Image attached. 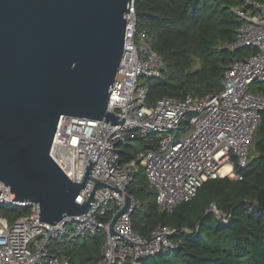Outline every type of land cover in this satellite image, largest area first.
I'll list each match as a JSON object with an SVG mask.
<instances>
[{
    "label": "built area",
    "instance_id": "built-area-1",
    "mask_svg": "<svg viewBox=\"0 0 264 264\" xmlns=\"http://www.w3.org/2000/svg\"><path fill=\"white\" fill-rule=\"evenodd\" d=\"M135 0L126 17L124 53L110 91L108 111L124 118L122 125L103 120L61 116L50 157L73 182H80L88 160L96 161L91 176L105 184L95 191L87 213L65 217L55 225L39 222L38 204L12 200L10 189L0 183V209L27 208L28 214L13 222L0 214V264H70L50 254L53 241L68 226L80 239L105 233L97 264H140L147 258L177 247L176 230L158 226L150 238L134 231L131 214L138 201L128 192L142 169L156 202L168 213L193 199L208 180L221 177L241 179L235 166L246 167L256 128L262 122L264 94L252 91L264 85V0L246 2L248 8H232L242 20L231 50L252 48L255 53L235 59L224 74L222 89L203 97L187 94L183 99L161 97L147 105L148 84L140 78H158L166 71L161 56L152 49L143 30H138ZM187 122L193 127L184 138L172 135ZM162 137L155 139V135ZM143 140L150 148L123 162V146ZM229 167L223 172L224 166ZM95 183L89 179L77 202L87 201ZM130 195L127 213L117 219L110 234L113 215ZM213 212L226 214L212 206Z\"/></svg>",
    "mask_w": 264,
    "mask_h": 264
},
{
    "label": "water",
    "instance_id": "water-1",
    "mask_svg": "<svg viewBox=\"0 0 264 264\" xmlns=\"http://www.w3.org/2000/svg\"><path fill=\"white\" fill-rule=\"evenodd\" d=\"M137 0H135L136 2ZM132 0H0V183L12 200L38 204L39 222L80 216L105 184L71 181L50 157L61 116L124 122L108 111ZM89 198L77 202L87 181ZM130 195L112 217L127 213ZM255 212L264 208V188Z\"/></svg>",
    "mask_w": 264,
    "mask_h": 264
},
{
    "label": "trees",
    "instance_id": "trees-1",
    "mask_svg": "<svg viewBox=\"0 0 264 264\" xmlns=\"http://www.w3.org/2000/svg\"><path fill=\"white\" fill-rule=\"evenodd\" d=\"M262 0H137L138 30L145 31L151 47L163 59L166 71L148 79L147 105L161 97L183 99L187 94L203 97L222 89L224 74L235 59L255 53V49L231 50L242 20L232 8H248L246 2ZM252 91L264 94V85ZM157 139V138H155ZM253 145V152L251 151ZM143 140L123 146L121 158L129 162L150 148ZM241 179L221 177L208 180L188 202L171 213L156 202L155 190L145 175H135L128 192L138 201L131 214L135 232L150 238L158 226L176 230L177 247L147 258L140 264H169L173 253L179 264H264V208L255 212L253 205L264 188V110L249 149L246 167L235 166ZM212 206L226 214L218 217ZM27 208L3 207L0 214L10 222L28 214ZM71 229L52 242L50 254L70 264H97L105 243V233L80 239Z\"/></svg>",
    "mask_w": 264,
    "mask_h": 264
},
{
    "label": "rangeland",
    "instance_id": "rangeland-1",
    "mask_svg": "<svg viewBox=\"0 0 264 264\" xmlns=\"http://www.w3.org/2000/svg\"><path fill=\"white\" fill-rule=\"evenodd\" d=\"M140 82L147 84L148 83V78L141 77L140 78ZM192 129H193L192 126H190L187 122H184L181 125V129L175 131L172 135L174 136L175 140L184 139L191 132ZM161 137H162V134L155 135V138H157V139H159ZM251 151L253 152V145H252ZM142 174H144V173H143V170L141 169V172H140L139 175H142ZM70 227H71V225L68 226V228H70ZM70 234L72 235L71 231H70ZM165 257L169 258V264H179L180 263L179 261L174 259L173 253L171 255H169V256L165 255Z\"/></svg>",
    "mask_w": 264,
    "mask_h": 264
},
{
    "label": "bare ground",
    "instance_id": "bare-ground-1",
    "mask_svg": "<svg viewBox=\"0 0 264 264\" xmlns=\"http://www.w3.org/2000/svg\"><path fill=\"white\" fill-rule=\"evenodd\" d=\"M229 171V167L226 165V166H224V168H223V172L225 173V172H228Z\"/></svg>",
    "mask_w": 264,
    "mask_h": 264
}]
</instances>
